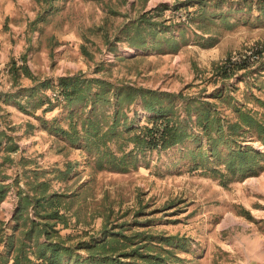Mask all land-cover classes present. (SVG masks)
I'll return each instance as SVG.
<instances>
[{"label":"rangeland","instance_id":"rangeland-1","mask_svg":"<svg viewBox=\"0 0 264 264\" xmlns=\"http://www.w3.org/2000/svg\"><path fill=\"white\" fill-rule=\"evenodd\" d=\"M203 4L58 0L53 12L45 14L46 7L35 0H0V126L20 148L12 156L15 164L5 171L11 177L7 183H14L27 165L31 178L35 170L46 171L53 191L74 196L68 227L58 226L63 237L73 239L70 243L101 237L105 227L126 229L127 235L148 231L172 238L163 247L174 264H264V159L256 174L228 185L207 168H192L179 147L148 153L128 173L100 171L88 163L83 150L51 132L53 120L65 128L69 124L65 101L53 98L52 88L43 91L56 105L49 112H44L46 107L34 109L26 93L1 100L78 73L208 97L223 86L216 67L224 64L245 67L232 68L234 76L224 83L236 101L264 115L257 102L264 101V0ZM142 17L155 28L144 29L147 48H132L123 31ZM248 56L252 61H242ZM15 64L27 65L33 78L22 73L16 77ZM222 108L234 115L229 106ZM139 109L142 122L146 114ZM249 140L244 145L264 153L262 142ZM68 164L70 173L59 179L57 171L68 170ZM26 179L25 174L20 187ZM17 191L14 186L0 205L1 238L12 233Z\"/></svg>","mask_w":264,"mask_h":264},{"label":"trees","instance_id":"trees-1","mask_svg":"<svg viewBox=\"0 0 264 264\" xmlns=\"http://www.w3.org/2000/svg\"><path fill=\"white\" fill-rule=\"evenodd\" d=\"M35 1L43 4L44 12L48 14L53 12L58 0ZM204 2L197 0L202 6ZM149 23L142 17L124 28L130 47L147 48L144 29L155 28L154 23L152 26ZM232 68L240 71L245 67L217 66L216 75L223 86L208 97L189 95L184 91L170 93L146 89L78 73L58 79L57 84L46 80L15 94H6L1 100L9 102L26 93L34 109L46 107L44 112H49L56 106L52 97L58 102L63 99L69 124L65 128L53 120L51 132L72 147L83 150L88 163L100 171L128 173L137 169L148 153L179 147L184 158L192 162V168H207L223 185H228L233 179L256 174L264 159L262 151L250 144L244 145L250 138L264 144V115L236 101L224 83L234 76L230 72ZM13 69L16 77L22 73L33 78L27 65L19 67L15 64ZM50 88L55 96L43 93ZM257 102L264 108V101L257 99ZM15 103L22 111H27L20 102ZM223 105L232 108L234 115H226ZM139 108L146 114L142 122L138 121ZM14 140L0 126V205L14 186L18 188L12 233L0 237V264L173 263L168 262L166 254L169 251L163 247L172 238L163 239L165 237L148 231L127 235L126 229L115 231L105 227L101 237L70 243L73 239L63 237L58 226L68 227L74 196L53 191L52 181L46 179V171L35 170L31 178L27 175L30 171L25 169L27 165L22 173H17L14 183H7L11 177L5 171L15 164L16 159L12 156L20 150ZM210 163L214 165L210 166ZM67 168L57 171L59 179L70 173V164ZM25 174L27 179L22 188L20 182Z\"/></svg>","mask_w":264,"mask_h":264},{"label":"built area","instance_id":"built-area-1","mask_svg":"<svg viewBox=\"0 0 264 264\" xmlns=\"http://www.w3.org/2000/svg\"><path fill=\"white\" fill-rule=\"evenodd\" d=\"M245 59H242V61H244V62H246V60L248 61V60H250V61H252V56H248V57H244ZM241 60L240 61H238V62H242Z\"/></svg>","mask_w":264,"mask_h":264}]
</instances>
